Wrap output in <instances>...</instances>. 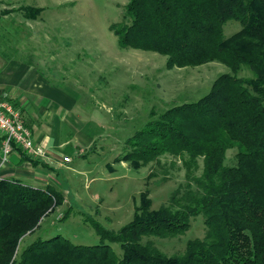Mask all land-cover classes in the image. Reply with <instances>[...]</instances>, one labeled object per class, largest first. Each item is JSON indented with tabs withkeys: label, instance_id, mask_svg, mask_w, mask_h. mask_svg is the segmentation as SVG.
Masks as SVG:
<instances>
[{
	"label": "trees",
	"instance_id": "16d2710c",
	"mask_svg": "<svg viewBox=\"0 0 264 264\" xmlns=\"http://www.w3.org/2000/svg\"><path fill=\"white\" fill-rule=\"evenodd\" d=\"M229 20L241 27L226 37ZM110 29L123 49L165 56L167 69L212 61L229 69L203 97L147 121L116 158L139 168L170 156L171 165L184 167L185 182L157 208L141 193L132 220L118 230L94 223L99 243L76 244L57 233L22 245L67 203L54 185L1 178L0 264H264V0H126ZM246 68L252 76H240ZM230 149L233 164L226 161ZM16 150L21 163L49 167ZM200 215L203 239H189L177 255L149 240L181 236Z\"/></svg>",
	"mask_w": 264,
	"mask_h": 264
},
{
	"label": "rangeland",
	"instance_id": "374dc122",
	"mask_svg": "<svg viewBox=\"0 0 264 264\" xmlns=\"http://www.w3.org/2000/svg\"><path fill=\"white\" fill-rule=\"evenodd\" d=\"M125 3L0 0V11H4L0 16V55L41 68L48 82L63 91V103L70 98L76 103L73 109L58 113L57 124L51 129L64 142L74 141V148H65L61 140L47 147L51 154L59 155L58 163H66V156L71 163L66 164L68 168L47 169L45 176L37 175L43 177L44 187L52 183L67 204L44 218L22 245L57 233L76 244L99 243L94 223L118 230L132 220L141 193L148 191L157 208L169 203L174 189L185 182L184 167L178 160L171 165L170 156H162L159 165L154 162L139 168L116 158L125 153V140L147 121L172 105L203 97L213 81L229 69L218 61L167 69V59L161 54L121 48L110 25L121 20ZM30 14L37 18H29ZM240 27L239 21L229 20L224 35L228 37ZM240 76L250 77L252 72L246 68ZM235 153V149L228 150L227 164L235 162ZM2 154L6 164L10 155L5 159ZM150 173L155 174L148 177ZM203 220L198 216L181 236L149 240L166 254L177 255L189 239H203Z\"/></svg>",
	"mask_w": 264,
	"mask_h": 264
},
{
	"label": "crops",
	"instance_id": "0c3cea01",
	"mask_svg": "<svg viewBox=\"0 0 264 264\" xmlns=\"http://www.w3.org/2000/svg\"><path fill=\"white\" fill-rule=\"evenodd\" d=\"M3 15L4 11H0V16ZM57 88L54 83L48 82L41 68L17 58H5L0 55V101L11 100L17 106L25 123L33 131L35 141L38 144H43L46 151L48 150L43 161L49 166V168L33 166L28 161L21 163L22 158L18 150H13L10 157L7 158L8 162L3 163V157H1L3 156V137L0 133V179L17 178L32 186L44 187L41 184L43 177L40 178L37 175L45 176L47 169L53 172L60 167L68 166L60 161L58 163L59 155L51 154L47 148H52L60 140L62 141L61 145H64L65 148H74V141L66 140L64 142L63 138L60 139L59 134L56 135L55 131L51 130L57 124L58 113L71 110L73 104H76L72 98L69 102L63 103V98L60 97L63 91ZM48 184L52 185V183Z\"/></svg>",
	"mask_w": 264,
	"mask_h": 264
},
{
	"label": "built area",
	"instance_id": "2783aa9c",
	"mask_svg": "<svg viewBox=\"0 0 264 264\" xmlns=\"http://www.w3.org/2000/svg\"><path fill=\"white\" fill-rule=\"evenodd\" d=\"M0 133L3 137L2 146L5 159L17 148L34 157L42 158L46 154L40 143L34 140L20 110L7 100L0 101ZM64 160L66 164L71 161L67 156Z\"/></svg>",
	"mask_w": 264,
	"mask_h": 264
}]
</instances>
